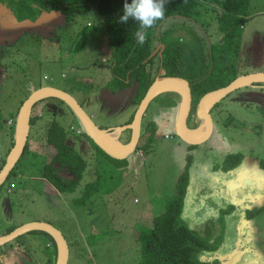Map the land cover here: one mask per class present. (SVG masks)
<instances>
[{
  "label": "rangeland",
  "instance_id": "1",
  "mask_svg": "<svg viewBox=\"0 0 264 264\" xmlns=\"http://www.w3.org/2000/svg\"><path fill=\"white\" fill-rule=\"evenodd\" d=\"M223 1H199L191 17H170L161 29H169L170 38L186 43L195 32L209 51L210 44L222 37L217 17ZM84 26L88 30L82 42ZM0 45L1 119L14 118L21 101L42 86L72 94L97 125L113 128L109 132L127 125L138 107L135 84L114 86L111 45L93 11L73 23L65 22L58 11L46 12L37 22L19 21L8 1H0ZM237 67L239 74L264 72V0H251ZM164 92L146 112V119L159 126L153 146L135 150L123 162H113L97 151L87 136L77 132L79 118L55 98L34 106L33 112L45 113L44 119H51L58 109L56 119L69 130L68 143L87 158L88 168L73 192L55 190L41 175L42 162L49 161L55 149L49 147L45 157L32 153L41 149L38 143H45L46 125L39 122L19 174L0 188V234L29 221H48L69 242V264H139L140 234L148 232L153 218L165 209L187 164L184 221L213 244L218 238L216 248L200 256L216 259L217 264H264V83L225 95L212 109L211 136L197 145L177 135L179 108L164 106L163 99L177 100L179 92ZM11 123L10 118L0 129V161L11 145ZM126 129L120 131L122 143L131 134ZM232 154L243 157L237 166L226 169L224 161ZM101 167L107 174L104 190L85 204H76L74 198L96 179V172H103ZM32 234L0 246V262H45V242Z\"/></svg>",
  "mask_w": 264,
  "mask_h": 264
},
{
  "label": "trees",
  "instance_id": "2",
  "mask_svg": "<svg viewBox=\"0 0 264 264\" xmlns=\"http://www.w3.org/2000/svg\"><path fill=\"white\" fill-rule=\"evenodd\" d=\"M0 1L2 2L3 0ZM7 1L12 7L16 19L19 21L30 20L37 22L44 12L58 11L64 15L65 22L73 23L77 22L78 18L83 17L88 12L93 11L98 16L101 25L106 31L108 41L111 45V67L114 86L117 89H122L135 84L136 94L134 101L138 106L149 86L156 78L162 64L163 75L182 76L190 81L193 101L188 125L191 129L198 127L202 122V119L198 118V109L200 99L205 93L210 90L224 87L240 75L247 74L238 73L237 61L241 52L242 30L249 13L251 0H224L222 2L221 10L217 17L218 27L222 32V37L219 41L210 44L209 51H206L204 47H202L200 38L195 32L192 33L191 41L186 43L183 42L182 38H170L168 36L169 29H164L163 31L161 29L162 23L168 18L175 16L191 17L198 2L208 0H170L165 8V20L163 22L158 21L156 26L144 30L145 42L143 44L137 43L136 33L140 30L137 22L132 20H129L126 24L119 22V17L123 15L125 0ZM128 2L130 3L131 0H128ZM87 30L88 27L84 26L80 32L82 42L85 41ZM160 44H165L162 56L157 52L150 57ZM2 64V46L0 45V69ZM164 94L165 92L160 93L153 100L157 98L160 99ZM29 95L21 101V105ZM177 95V100L168 98L167 100L163 99L164 106L176 110L180 108L182 96L179 93H177ZM50 97L55 98L57 104H64L72 110L66 102L54 96L42 98L35 106L39 102ZM221 100H219L214 107H216ZM20 107L14 114L15 118L13 123L8 125L12 142L10 148L7 150L6 156L1 158L0 169L5 164L6 157L15 144L16 125ZM261 111L264 114V107L261 108ZM57 112L58 109L52 113L53 116L51 119H44L45 113L43 112H32L31 129L25 151L6 181L9 180L11 176H17L19 174V164L23 157L27 153L29 154L31 149L30 145L33 139L36 138L34 137V128L39 122H44L46 125L45 143L42 145L38 143V148L40 147L41 149L31 152L34 156L42 155L45 157L49 147H53L55 150L49 161L45 163L42 162L41 175L58 191L73 192L79 185L88 168L89 162L78 149L68 143L67 138L69 130L56 119ZM72 112L75 113L73 110ZM1 113L2 110L0 107V114ZM134 114L135 113H133V116L126 124L132 123ZM7 123V118H0V129ZM80 126L81 127L78 129L82 131L79 134L87 136L97 151L104 154L113 162H123V159L114 158L103 151L87 135L81 122ZM158 127L157 122L146 119V114L144 115L140 137V140L143 139L144 142L139 143L137 149L146 150L153 146ZM126 130L132 133L130 128ZM130 139L131 134H129V138L126 141L124 140V143H128ZM115 142L118 144L120 143L118 138L115 139ZM242 157L241 154L227 156L223 164L224 168L230 169L237 166L241 162ZM262 162L264 163V161ZM101 168L103 172H96L95 169L97 174L96 179L88 181L82 195L74 198L76 204H85L92 195L104 190L107 174L104 172L105 168ZM189 180V172L186 164L184 171L177 179L176 191L168 198L165 209L153 218L152 228H150L148 232H141L140 234L141 255L139 264H217L218 260L203 256L204 259L200 256V253L202 251H213L216 248L215 246L218 238L214 242L215 244H213L184 221L183 214L189 188ZM6 181L0 188L3 187ZM17 226L18 225H15L9 228L5 233L10 232ZM28 233H39L50 240L52 249L47 251L48 259L41 264H55L57 247L54 238L46 231L31 230L21 234L15 239ZM0 264L4 263L0 262ZM7 264H13V262H7Z\"/></svg>",
  "mask_w": 264,
  "mask_h": 264
},
{
  "label": "water",
  "instance_id": "3",
  "mask_svg": "<svg viewBox=\"0 0 264 264\" xmlns=\"http://www.w3.org/2000/svg\"><path fill=\"white\" fill-rule=\"evenodd\" d=\"M164 48L165 44H161L155 49V51L150 55V57L155 55L157 52H159L160 56H162ZM162 72L163 68L161 64L160 70L156 78L149 86L146 94L140 101L135 111L132 123L127 124L125 126H118L122 129L130 128L132 130L130 141L128 143L121 142L123 145L126 146V148L123 150H116L109 146L106 135L107 133H111L108 131L111 129H103L102 127L97 125L96 122L93 120L92 116H90V114L86 112V110L83 108V105L72 94L53 86H42L35 89L24 100L23 104L20 107L16 125L15 144L7 155L5 164L0 169V186L6 181L12 169L16 166L17 162L25 151V147L31 129V115L33 112V108L35 104L42 98L54 96L62 99L75 112L81 124L83 125V128L86 131L87 135L103 151H105L107 154L114 158L124 159L137 149L141 137L143 117L146 114V111L151 101L157 95L164 92L163 89L167 85L174 83L182 87L184 90L177 117V135L187 144L197 145L206 141L212 134L214 126L212 108L219 100H221L225 95L229 94L230 92L243 86L264 83V72L247 73L240 75L234 81L224 87L210 90L205 93L200 99L198 110L202 114L204 121L206 120L208 128L203 137L199 139H194L191 136V128L188 125V119L193 101L190 81L182 76L163 75ZM213 96H220V99L211 104L210 100ZM31 230H42L48 232L56 242L57 255L55 264H68L70 257L69 242L64 233L57 226L48 221L34 220L17 226L10 232L0 235V246L11 242L21 234H24Z\"/></svg>",
  "mask_w": 264,
  "mask_h": 264
},
{
  "label": "clouds",
  "instance_id": "4",
  "mask_svg": "<svg viewBox=\"0 0 264 264\" xmlns=\"http://www.w3.org/2000/svg\"><path fill=\"white\" fill-rule=\"evenodd\" d=\"M169 2L170 0H131L129 3L125 0L123 15L119 17V22L125 24L129 20L137 22L140 29L136 33L137 43L143 44L145 42L144 30L156 26L158 21L165 20V8Z\"/></svg>",
  "mask_w": 264,
  "mask_h": 264
},
{
  "label": "bare ground",
  "instance_id": "5",
  "mask_svg": "<svg viewBox=\"0 0 264 264\" xmlns=\"http://www.w3.org/2000/svg\"><path fill=\"white\" fill-rule=\"evenodd\" d=\"M163 90L164 91L174 90V91H177L181 94L184 93L183 88L177 84H174V83L167 85L166 87H164ZM219 99H220V96H213L210 100V103L213 104L214 102L218 101ZM207 128H208L207 122H206V120L204 121V118L202 116V123L200 124V126L198 128H192L190 130L192 138L199 139V138L203 137L207 131ZM121 129H122L121 127H116L114 132L107 133V135H106L109 146H111L113 149H116V150H123L126 148V146L123 145L121 142H120L121 144H118L117 142H115L116 138L119 139Z\"/></svg>",
  "mask_w": 264,
  "mask_h": 264
},
{
  "label": "crops",
  "instance_id": "6",
  "mask_svg": "<svg viewBox=\"0 0 264 264\" xmlns=\"http://www.w3.org/2000/svg\"><path fill=\"white\" fill-rule=\"evenodd\" d=\"M45 13H46V12L43 13L42 17L44 16ZM49 13H51V12H49ZM37 88H39V87H37ZM37 88H35V89H37ZM35 89H33V90L31 91V93H32ZM136 109H137V108H136ZM135 111H136V110H135ZM38 112H39V111H38ZM10 118L14 121V118H15V117H14V118H13V117H10ZM10 118H9V119H10ZM9 119H8V120H9ZM117 127H118V126H117ZM108 128H109V127H108ZM115 128H116V127H115ZM115 128H114V129H115ZM109 129H113V128H109ZM119 138H120V135H119ZM11 142H12V141H11ZM10 146H11V145H10ZM10 146L7 148V150L10 148ZM6 153H7V151H6ZM22 224H24V223H22ZM20 225H21V224H20ZM18 226H19V225H18ZM28 234H31V233H28ZM0 235H2V234H0ZM32 235H33L34 237H35V236L38 237L39 235L42 236L43 239H42V238H41V239L45 242L46 252H47L48 250H51V249H52V245H51L50 240L47 239L44 235H41V234H39V233H37V234H32Z\"/></svg>",
  "mask_w": 264,
  "mask_h": 264
},
{
  "label": "built area",
  "instance_id": "7",
  "mask_svg": "<svg viewBox=\"0 0 264 264\" xmlns=\"http://www.w3.org/2000/svg\"><path fill=\"white\" fill-rule=\"evenodd\" d=\"M81 131H82L81 129H78V130H77L78 133H81ZM0 164H1V162H0Z\"/></svg>",
  "mask_w": 264,
  "mask_h": 264
},
{
  "label": "flooded vegetation",
  "instance_id": "8",
  "mask_svg": "<svg viewBox=\"0 0 264 264\" xmlns=\"http://www.w3.org/2000/svg\"><path fill=\"white\" fill-rule=\"evenodd\" d=\"M261 84V83H260Z\"/></svg>",
  "mask_w": 264,
  "mask_h": 264
}]
</instances>
